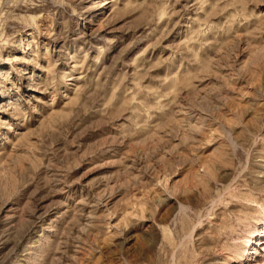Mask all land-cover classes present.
I'll return each instance as SVG.
<instances>
[{"label": "rangeland", "instance_id": "obj_1", "mask_svg": "<svg viewBox=\"0 0 264 264\" xmlns=\"http://www.w3.org/2000/svg\"><path fill=\"white\" fill-rule=\"evenodd\" d=\"M0 264H264V0H0Z\"/></svg>", "mask_w": 264, "mask_h": 264}]
</instances>
